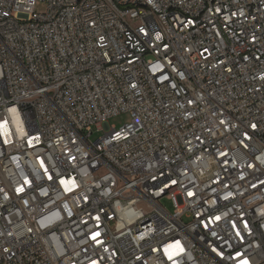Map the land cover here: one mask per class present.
<instances>
[{
    "label": "built area",
    "instance_id": "2783aa9c",
    "mask_svg": "<svg viewBox=\"0 0 264 264\" xmlns=\"http://www.w3.org/2000/svg\"><path fill=\"white\" fill-rule=\"evenodd\" d=\"M0 264H264V0H0Z\"/></svg>",
    "mask_w": 264,
    "mask_h": 264
},
{
    "label": "rangeland",
    "instance_id": "374dc122",
    "mask_svg": "<svg viewBox=\"0 0 264 264\" xmlns=\"http://www.w3.org/2000/svg\"><path fill=\"white\" fill-rule=\"evenodd\" d=\"M38 11L39 12L45 11V6H40L38 8ZM129 122H131V115L129 113H125V114H121V115H118L116 117H112L111 119H109L108 125L111 128L120 129L122 126H124L125 124ZM104 134H105L104 128L100 131H98L97 128H94V134L92 135L91 140L96 141L100 139L102 136H104ZM166 205L168 209L171 210V204L166 202Z\"/></svg>",
    "mask_w": 264,
    "mask_h": 264
}]
</instances>
